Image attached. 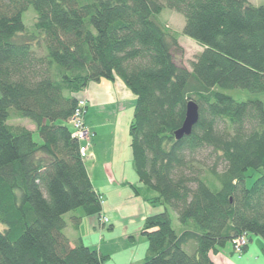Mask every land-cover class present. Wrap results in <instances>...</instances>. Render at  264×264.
<instances>
[{
    "label": "trees",
    "instance_id": "trees-1",
    "mask_svg": "<svg viewBox=\"0 0 264 264\" xmlns=\"http://www.w3.org/2000/svg\"><path fill=\"white\" fill-rule=\"evenodd\" d=\"M29 8L35 17L27 28ZM164 8L183 16L182 35L201 48L189 70L175 62L183 53L178 35L154 19ZM116 78L134 97L133 170L157 194L145 201L164 209L142 225L147 249L139 264H214L211 254L237 238L247 239L244 252L252 236L264 241V107L224 93L264 95V5L0 0V264L106 261L66 233L102 215V196L79 153L84 143L66 123L84 100L80 92ZM188 102L197 105L198 121L176 140ZM14 119L29 120L40 143L9 125ZM205 152L212 166L197 160ZM249 172L259 177L247 188Z\"/></svg>",
    "mask_w": 264,
    "mask_h": 264
},
{
    "label": "rangeland",
    "instance_id": "rangeland-1",
    "mask_svg": "<svg viewBox=\"0 0 264 264\" xmlns=\"http://www.w3.org/2000/svg\"><path fill=\"white\" fill-rule=\"evenodd\" d=\"M247 1L254 7L264 5V0ZM34 17L35 16L32 8H29L23 14V23L27 28L32 27ZM154 19L159 24L167 26L170 32L178 35V43L182 48L183 53L181 57L177 56L175 62L178 66H183L189 70L190 62L201 52V48L194 41L182 35L181 32L184 27L183 16L167 8H164L158 16L154 17ZM100 84L101 87H97L98 83H90L83 92H80L77 95L79 98L86 100V104L88 105L85 115L83 118L81 117L83 127L88 129V141L84 142L85 145H88L87 155L85 158L86 167H90L91 164H93V161L91 162L89 159L91 157L90 153L88 152L90 148L91 150L96 148V151L103 155V144H110L114 141H120L123 139V137L129 139L128 129L132 119L134 104V101H129V98H134L132 93L118 78H116L113 82L103 80ZM224 93L230 96L236 102L259 100L262 102L264 107L263 94H250L243 90H230L224 91ZM96 94H100L101 96L98 95L99 100H96L94 104H91L90 99L91 101L92 98L96 99ZM8 123L11 126H22L30 130L32 132L33 140L36 143H40L35 126L29 120L14 119L10 120ZM66 125L71 129V123H66ZM114 138H116V140H114ZM110 152L112 151L110 150ZM130 154L131 152L129 153V151L126 152V155L123 153V155L126 156V160L124 161V170L126 172L128 183L137 181V177L134 175L132 156ZM105 155H103V157H112L111 153L109 152H107L106 156ZM128 158L131 159L130 163L127 161ZM212 159L213 157L209 156V152L202 153V155L197 157V160L203 162L205 166H212ZM102 170H104V167L101 165V163H99L95 169L93 178L97 179V177L100 176ZM249 175H251V177L246 181L247 188H250L255 179L259 177V174L256 172H249ZM135 188L139 192V195H137L136 198L137 200L131 201L128 199L129 194H133V196L136 195L133 188H131L132 192L130 189H128L127 192V189L122 191L120 190L121 192H119L120 194L118 193V196H114L112 194L108 197V205L113 209H117V216L119 218L125 219L136 213V204L140 206V200L142 199H144V203L147 204V208L152 211V215L164 211L161 205L149 204L145 201V199L149 200L153 197H157L155 192L146 189V187L142 185H139L138 182ZM135 201L138 203L135 204ZM118 202L120 203L118 204ZM103 203L105 205V200H102V204ZM168 213L171 219L172 228L176 232H180L181 227L177 221L176 214L170 209H168ZM69 216L70 214L66 215L64 219L67 221ZM94 218L97 220V217ZM105 218L107 219L106 216ZM88 219L89 218L84 220L85 224L82 226V234L85 241L84 243L86 245H88V243L91 241L87 232L84 230L86 226L89 228ZM130 225L131 226L119 225L110 229L109 224L100 225L99 223V226H102V229L100 230L103 231V233L100 232L98 226H96L98 229L97 236L94 237L92 241H94L93 245L95 246V249H98L102 245L100 248L102 249L103 256L107 257L104 264H131L133 260L139 264V261L144 259L146 256L147 241L141 235L142 226L137 228V226L132 225V223ZM67 232L68 229H66V233ZM133 232L135 234H131ZM132 235L135 237L134 240L130 238ZM244 249L239 258V254L234 252L232 244L228 243L223 249L219 250L217 254H211V259L214 264H264V241L260 237L252 236L248 249L245 252Z\"/></svg>",
    "mask_w": 264,
    "mask_h": 264
},
{
    "label": "crops",
    "instance_id": "crops-1",
    "mask_svg": "<svg viewBox=\"0 0 264 264\" xmlns=\"http://www.w3.org/2000/svg\"><path fill=\"white\" fill-rule=\"evenodd\" d=\"M100 83H101V81L98 83L97 87H101ZM88 95H89V93H88ZM98 95H100V94H96V99L92 98V101L90 99L91 104H94L96 100H99ZM129 101H134V98H131V99L129 98ZM114 140H116V138H114ZM96 150H97L96 148L94 150L93 149L91 150V148H90V150L88 151L90 153V156H91L89 159L91 160V162L93 161V164H91L90 167H86V169H87V172L89 174V177H90V180H91V183L93 185L95 192H97L98 194H100L102 196V200H105V205H104V203L102 204V206H104V207H102V215L107 217V219H108L107 224L110 225L109 226L110 229L114 228V226L116 227L119 225L131 226L130 225L131 223H132V225H136L137 228H140L143 225L145 219L152 215V213H151L152 211L147 208V204L144 203V199L140 200L141 201L140 206L137 205L136 203H138V202L135 201V204L137 207L136 213H134L133 215H131L125 219L119 218L117 216V214H118L117 209H113L108 205V197L110 195L113 194L114 196H118L119 192H121L122 190H126V189H127L126 192L128 191V189H130V191L132 192L131 188L137 186L138 178H137V181H134L132 183H130V182L128 183L127 178H126V172L124 170V161L126 160V156H124L123 153H125V155H126L127 151H129V153L131 152L130 145H129V139L126 137L125 138L123 137V139L120 141H114L110 144L107 143V144L102 145V151H103L102 154L107 155V152H109L112 155L111 158H108L106 155H105L106 157H103V155H101V153L97 152ZM110 150L112 152H110ZM123 156H124V158H123ZM127 161L130 163L131 159L128 158ZM98 162L101 163V165H103L104 170H102V172L100 173V176H99L100 178L97 177V179H96V178H93V174L95 173V169H96L97 165L99 164ZM131 175H132V172H131ZM134 175H136L135 172H134ZM139 185H141V184H139ZM106 191H108V192H106ZM136 198H137V195L133 196V194H129V197H128L129 200H131V201L137 200ZM120 202H118V204ZM129 204H131V203H129ZM88 218H89L88 219L89 228H87V226H86L84 228V230H85V232H87L91 241H90V243H88V245H86V244L85 245L87 247L93 249V250H96L101 255H103L102 249L100 248L102 245L98 249H95L94 248L95 246L93 245L94 241H92L93 238L97 236L98 229L96 226H98L99 230L102 229V226H99L98 218H97V220L94 217H88ZM85 219H87V218L82 219L83 221H81L78 232H72L70 229H68V232H67L68 235L71 237L79 236L84 241V237L82 234V232H83L82 226L85 224L84 223ZM90 227H91V229H90ZM100 232L103 233V231H101V230H100ZM131 234H135V233L133 232ZM130 238L132 240L135 239V237H133V235ZM131 264H138V262L133 260Z\"/></svg>",
    "mask_w": 264,
    "mask_h": 264
},
{
    "label": "built area",
    "instance_id": "built-area-1",
    "mask_svg": "<svg viewBox=\"0 0 264 264\" xmlns=\"http://www.w3.org/2000/svg\"><path fill=\"white\" fill-rule=\"evenodd\" d=\"M86 106L85 100H80L78 102V108L74 113V116L70 120L72 124L73 131L71 132V137L78 140L79 142L84 143L88 141V130L83 127V124L81 122L82 115H83V108ZM88 145L84 143V145L81 146L79 149L80 156L82 158H85L87 155ZM100 225H106L108 223V219H106L104 216H100L99 218ZM247 247V239L243 236L240 238H237L233 240L232 242V248L236 254H239V258L242 254V251L244 248Z\"/></svg>",
    "mask_w": 264,
    "mask_h": 264
},
{
    "label": "water",
    "instance_id": "water-1",
    "mask_svg": "<svg viewBox=\"0 0 264 264\" xmlns=\"http://www.w3.org/2000/svg\"><path fill=\"white\" fill-rule=\"evenodd\" d=\"M198 121V107L193 102H188L186 105L185 118L181 127L175 132L174 136L176 140L181 139L184 136H189L193 127Z\"/></svg>",
    "mask_w": 264,
    "mask_h": 264
}]
</instances>
